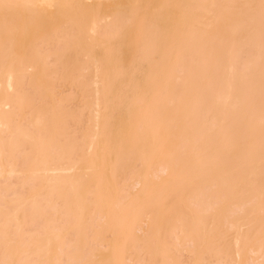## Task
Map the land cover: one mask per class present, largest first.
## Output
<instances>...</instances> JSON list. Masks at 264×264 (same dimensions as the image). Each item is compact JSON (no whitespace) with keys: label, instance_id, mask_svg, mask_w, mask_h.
Masks as SVG:
<instances>
[{"label":"rangeland","instance_id":"obj_1","mask_svg":"<svg viewBox=\"0 0 264 264\" xmlns=\"http://www.w3.org/2000/svg\"><path fill=\"white\" fill-rule=\"evenodd\" d=\"M1 4L0 264H264V0Z\"/></svg>","mask_w":264,"mask_h":264},{"label":"bare ground","instance_id":"obj_2","mask_svg":"<svg viewBox=\"0 0 264 264\" xmlns=\"http://www.w3.org/2000/svg\"><path fill=\"white\" fill-rule=\"evenodd\" d=\"M1 1H3V0H0V6L2 7V4H3V2H2V4H1ZM111 16V15H110ZM107 18H110V17H107ZM111 19V18H110ZM2 21H1V19H0V24H2V27H3V22L1 23ZM97 23V22H96ZM96 23L94 22V24L93 25H95V26H93V29L91 28V30H92V34H93V32H95L94 33V36L95 37H93V35H92V37H93V41H95V44L98 42V35H97V37H96ZM98 24V23H97ZM98 26V25H97ZM1 27V25H0V28H2ZM92 27V26H91ZM95 28V29H94ZM98 29H99V27H98ZM1 30L2 29H0V33H1ZM95 30V31H94ZM99 32H100V29H99ZM98 33V32H97ZM101 34V33H100ZM27 36H29V35H27ZM0 37H1V35H0ZM92 40V39H91ZM99 40L102 42V40L99 38ZM31 42H32V40H31ZM104 43V42H103ZM1 40H0V58H1ZM98 47V46H97ZM118 47V46H117ZM3 48V47H2ZM125 48V47H124ZM123 48V49H124ZM122 49V48H121ZM117 50V49H116ZM119 51V50H118ZM117 51V52H118ZM4 52V51H3ZM121 52V51H120ZM120 52H119V56H120ZM123 52H124V50H123ZM123 52H121V56L122 57H124L123 56ZM4 54V53H3ZM95 54V53H94ZM93 54V64H94V67H95V65H96V71H95V73H96V79L95 80H97V83H100V84H98V85H100V87L101 88H99V87H97L96 88V90H97V92L95 91V93H97L96 94V107H98V110H97V112H98V117H96L97 118V120H96V122L98 123V126L97 127H99V129H97L98 130V132H96L97 133V135H95V136H97V138H98V140H99V142H100V145H98L99 147L97 148V150H96V152H95V150H94V147L96 148L97 146H93L92 147V145L93 144H95L96 145V143H90V146L93 148V150L92 151H94V153L92 154V156L96 159V161H97V159L99 158V157H101V156H103V157H101L100 159H101V161L103 162V160H102V158H105L104 157V151H105V148H106V151H107V148H109V146L107 147L106 145L107 144H105V141L103 140V137H105V138H107L106 136L107 135H105V134H107V133H105V131H108L107 129H105L106 127H107V124H106V126H105V122H106V119H108L109 117L108 116H106V114L108 115V112L106 113V110H107V104L110 106V103H108L107 101H105V99H106V95H107V93H108V91L109 90H111V91H109V92H112V88H115L112 84H111V82L109 81V72L106 70L107 69V65H105V63L103 62L104 60L102 59L103 57H101V56H98L97 54L96 55H94ZM99 54V53H98ZM92 55V54H91ZM117 56V54H113V56H112V58L113 57H116ZM2 56H4V55H2ZM91 57V56H90ZM31 58V57H30ZM32 58H34V57H32ZM31 58V60H29V59H27V63H26V69L29 71V70H31V72L33 73V74H37V73H39V69H41L40 67H38L39 65V63L34 59H32ZM112 58L110 59V62H109V65H111V60H112ZM121 58V57H120ZM125 58V57H124ZM123 58V60L121 59V61H123L124 62V59ZM127 58V57H126ZM3 59V58H2ZM115 59L116 58H114L113 60L115 61ZM112 60V61H113ZM1 59H0V67H1ZM118 61H119V57H118ZM120 62V61H119ZM126 62V61H125ZM19 63V62H18ZM17 63V64H18ZM114 63V62H113ZM115 63H117V61H115ZM20 65H19V67H17V68H19L18 70L20 71V68H21V63H19ZM16 66V65H15ZM93 67V68H94ZM2 69V68H1ZM15 70V69H14ZM16 72V71H15ZM15 72L14 71H9L8 73H7V82H6V85H7V87L6 88H8V90L10 91V90H14L15 89V85L17 86V84H16V75H15ZM120 74V77H121V73H119ZM6 75V74H5ZM4 75V76H5ZM109 75V76H108ZM118 77V76H117ZM116 78V77H115ZM125 78V77H124ZM127 78V77H126ZM117 79V78H116ZM121 79V78H120ZM127 79H125V80H122V82H124V81H126ZM115 81V80H114ZM18 82V81H17ZM95 82V81H94ZM117 83H119V81L117 82ZM116 83V84H117ZM128 83H130V80H129V82ZM127 83V84H128ZM110 84V85H109ZM120 84V83H119ZM5 85V86H6ZM95 85L96 84H94V87H95ZM98 85H96V86H98ZM115 85V84H114ZM186 85V84H185ZM119 85L117 84V86L116 87H118ZM3 87V84L1 85V82H0V95H1V91L3 90V89H1ZM122 87V86H121ZM121 87H118L119 88V90H118V92H120V91H123V90H120L121 89ZM124 85H123V89H124ZM126 88V87H125ZM16 90V89H15ZM11 91V92H12ZM6 92V91H5ZM116 92V91H115ZM117 92V93H118ZM3 94V93H2ZM9 97V96H8ZM7 97V98H8ZM3 99V100H2ZM2 99L0 98V129L2 128V126L5 128V129H7V130H9L10 128H11V124H10V122H11V120H10V118H8L9 117V114H7L8 112L6 111V114H5V112H4V110H3V108H8V109H6V110H10V109H13V107H15V105H14V101L15 100H11V99H5L4 100V96H2ZM14 105V106H13ZM103 107V108H102ZM19 108V107H18ZM103 110H102V109ZM95 109V108H94ZM16 110V109H15ZM102 110V111H101ZM95 111V110H94ZM108 111V110H107ZM110 113V112H109ZM95 116H96V113H95ZM105 117H108V118H106L105 119ZM96 122H95V125H96ZM127 129V128H126ZM2 130V129H1ZM11 130V129H10ZM105 135V136H104ZM129 135V134H128ZM94 136V137H95ZM108 137H110V136H108ZM22 138V137H21ZM96 138V139H97ZM104 138V139H105ZM24 139V138H23ZM22 139V140H23ZM28 139V138H27ZM108 139H110L111 140V137L110 138H108ZM28 141V140H27ZM103 141H104V143H103ZM14 142V141H13ZM108 142V141H107ZM113 143V142H112ZM14 144V143H13ZM92 144V145H91ZM108 144L110 145V141L108 142ZM165 144V143H164ZM106 147H105V146ZM112 145V144H111ZM90 146H89V149H91L90 148ZM150 146V145H149ZM157 146V145H156ZM162 146V145H161ZM111 147V146H110ZM131 147V146H130ZM153 147V146H152ZM158 148H160V147H158ZM164 148V147H163ZM134 149V148H133ZM109 150V149H108ZM152 150V149H151ZM165 150V149H164ZM163 150V151H164ZM91 151V150H90ZM128 151V150H127ZM162 151V152H163ZM63 151H61V153H62ZM109 152H111V151H109ZM0 153H1V151H0ZM66 154H68V153H70V152H65ZM108 153V152H107ZM59 154V153H58ZM63 154V153H62ZM1 155L2 154H0V157H1ZM45 156H46V154H45ZM59 156H60V154H59ZM64 156H67V155H64ZM151 156V155H150ZM149 156V157H150ZM49 157V156H48ZM68 157V156H67ZM96 157H98V158H96ZM148 157V158H149ZM46 158H47V156H46ZM45 158V159H46ZM63 158V157H62ZM146 159V158H145ZM143 160H144V158H143ZM151 160V159H150ZM1 162V161H0ZM44 162V161H43ZM42 162V163H43ZM46 162V163H45ZM44 163H43V165H45V166H43L42 168H40V169H38V171H37V169H36V171L34 172L33 170H32V172H34V174H36V173H44L45 175L47 174H50V173H59V176H53V178L55 179H53L52 181H55L56 182V185L59 187H62V186H64L66 183H65V178H67V174L68 175H70L71 173H76L80 168H78V165H76V166H74L73 164L71 165V163H70V165H68L67 163H65V166L64 165H61V164H59V166H56V165H53V166H56V167H51L50 166V164H49V159L47 160L46 159V161H45ZM48 162V163H47ZM147 162V161H146ZM41 163V164H42ZM115 163H117V161H115ZM5 164V163H4ZM48 164H49V166H48ZM66 164L68 165V166H66ZM148 164H150V163H148ZM52 165V164H51ZM117 165H118V163H117ZM6 166V165H5ZM9 166V165H8ZM39 166V165H38ZM104 167V166H103ZM111 167V169H112V166H110ZM113 167H115V166H113ZM11 168V167H10ZM19 168V167H18ZM82 168V167H81ZM168 168V167H167ZM167 168L166 169H164V171L165 172H170L169 170V168H168V170H167ZM0 175L1 176H3V174H5L6 173V170L4 169V165H3V167L1 166L0 167ZM94 169V168H93ZM102 169V167L100 168V170ZM104 169V168H103ZM103 169H102V171H103ZM116 169V168H115ZM18 170V169H17ZM23 170V169H22ZM98 170V169H97ZM15 171H16V168L15 169H12L11 168V170L10 171H8V172H10V174H14L15 173ZM41 171V172H40ZM113 171H114V168H113ZM116 171V170H115ZM18 172V171H17ZM31 172V173H32ZM87 172V171H86ZM94 172V171H93ZM101 172V171H100ZM162 172V171H161ZM78 173V172H77ZM85 173V172H84ZM101 173H103V172H101ZM16 174V173H15ZM82 174V173H81ZM114 174V173H113ZM162 174V173H161ZM46 175V176H47ZM55 175V174H54ZM62 175V176H61ZM66 175V176H65ZM115 175V174H114ZM45 176V177H46ZM65 176V177H64ZM72 176V175H71ZM76 176V175H75ZM52 179V178H51ZM111 183V182H110ZM53 184H55V183H53ZM141 186V185H140ZM54 187H56V186H54ZM59 188H56V190H58ZM61 189V188H60ZM60 189H59V191H60ZM55 190V191H56ZM59 191H57V192H59ZM53 192V191H52ZM56 192V193H57ZM60 193V192H59ZM54 194V193H53ZM71 194V193H70ZM73 194V193H72ZM144 202V201H143ZM142 203V202H141ZM146 203H147V201H146ZM143 204V203H142ZM154 204V203H153ZM144 205V204H143ZM149 206V205H148ZM83 207V206H82ZM139 207V206H138ZM142 207V206H141ZM146 207V206H145ZM142 208H144V207H142ZM142 208H141V210H142ZM151 208V207H150ZM149 208V209H150ZM145 210H146V208H145ZM152 212V211H151ZM18 213V212H17ZM17 213L16 214H14V216L15 215H17ZM20 213V212H19ZM12 215V214H11ZM13 216V217H14ZM17 216H15V218H16ZM108 217V216H107ZM12 218V217H11ZM18 218H20V214H19V217ZM23 218V217H22ZM26 218V217H25ZM105 218V217H104ZM21 219V218H20ZM8 220H9V218H8ZM14 220V219H13ZM19 220V219H18ZM11 221V220H10ZM151 221V220H150ZM18 222H20V221H18ZM8 223H9V221H8ZM11 223H12V221H11ZM24 223V222H23ZM148 225V224H147ZM154 225V224H153ZM153 225H152V227H153ZM18 226H19V224H18ZM8 227V226H7ZM155 227V226H154ZM6 228V227H5ZM4 228V229H5ZM152 229V228H151ZM1 232H2V230H0ZM5 233V232H4ZM7 234V232L5 233V235ZM262 239V238H261ZM49 247V245L47 246V247H45V248H48ZM256 251V250H255ZM111 259V258H110ZM119 259V258H118ZM109 260V259H108ZM120 260V259H119ZM118 261V260H117ZM119 262V261H118ZM117 263V262H116Z\"/></svg>","mask_w":264,"mask_h":264}]
</instances>
